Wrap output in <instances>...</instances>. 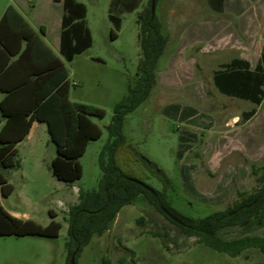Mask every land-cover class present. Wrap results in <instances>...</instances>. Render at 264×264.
<instances>
[{
  "label": "rangeland",
  "instance_id": "1",
  "mask_svg": "<svg viewBox=\"0 0 264 264\" xmlns=\"http://www.w3.org/2000/svg\"><path fill=\"white\" fill-rule=\"evenodd\" d=\"M80 1L87 8L93 41L67 65L72 73L70 100L105 112L101 120L90 118L102 135L88 144L79 159L82 176L71 185L58 181L50 171L56 152L46 126H34L31 136L16 147L19 168L0 167V174L14 188L7 198L0 190L1 206L11 216L43 227L52 220L61 224L57 238L0 236V264H66L68 208L78 202L79 190L98 188L99 155L109 139L113 108L135 78L140 60L139 10L120 15L118 36L111 40L112 24L106 18L109 0ZM146 4L147 0L141 1L140 9ZM241 7L244 16L235 18L216 13L209 0H157L155 14L168 43L149 97L122 122L126 143L170 184L134 157L130 168L136 178L165 191L184 217L203 218L231 208L240 194L254 191L264 173V101L257 106L227 97L213 83V73L222 63L242 56L253 67L264 46V0H242ZM243 20L246 24H241ZM251 109L256 114L244 122L242 113ZM243 234L264 237V226H239L218 236L227 240ZM76 264H264V254L251 248L232 258L198 244L140 196L118 212L106 232L92 238Z\"/></svg>",
  "mask_w": 264,
  "mask_h": 264
},
{
  "label": "trees",
  "instance_id": "2",
  "mask_svg": "<svg viewBox=\"0 0 264 264\" xmlns=\"http://www.w3.org/2000/svg\"><path fill=\"white\" fill-rule=\"evenodd\" d=\"M62 1L60 53L65 61L70 62L92 46V36L86 25V6L78 0ZM151 1L147 0L143 9H140V0L110 2L108 19L112 24L111 40L118 36L122 23L120 15L139 10L136 25L140 60L135 78L129 84L126 95L114 106L111 123L107 126L109 139L99 155L101 177L98 188L90 192L79 190L78 202L68 208L66 264H69L74 252L76 264L92 238L106 232L118 212L132 205L140 196L176 225L182 235L194 237L198 244L232 258L251 248L259 249L264 254V237L243 234L224 240L218 236L224 230L239 226L245 229L264 226V173L257 178L258 185L254 191L240 194V199L231 208L203 218H189L180 215L172 207L165 191H157L146 185L136 178V173L130 168L133 159L144 160L162 176L166 185L170 184L166 176L140 155L135 147L127 144L121 134L124 117L144 103L155 86L157 64L168 43V38L161 33L156 14L151 13ZM209 2L214 10L219 11L220 0ZM38 42V36L19 12L8 6L0 18V91L5 94L0 102V125L3 121L0 126V167H19L17 144L26 138L34 121L45 123L56 152L50 163V171L58 181L71 185L82 176L79 159L88 144L102 135L101 129L90 118L101 120L105 112L69 101L67 72L58 60L55 62L63 74L59 81L52 79L57 67H40L26 61L32 47ZM221 67L213 73L214 86L221 94L254 105L261 104L264 99V46L259 62L253 69L247 61L237 58ZM254 114L255 109L243 112L241 119L246 122ZM0 190L5 198L13 192V186L2 174ZM162 209L176 217L180 224L170 220ZM50 216L54 218L55 214L50 212ZM60 229L61 224L54 220L43 227L32 220L13 217L0 204L2 237L57 238ZM155 236L161 235L156 233Z\"/></svg>",
  "mask_w": 264,
  "mask_h": 264
},
{
  "label": "crops",
  "instance_id": "3",
  "mask_svg": "<svg viewBox=\"0 0 264 264\" xmlns=\"http://www.w3.org/2000/svg\"><path fill=\"white\" fill-rule=\"evenodd\" d=\"M78 1H80V0H78ZM141 1H143V0H140V3H141ZM220 1H221V4L219 6V11L215 10L216 13L229 14L235 18H240V17L244 16L243 15L244 12L242 11L243 9L241 7L242 0H220ZM110 2H111V0H109L107 5H106V18H107V20H109L108 15H109ZM81 3H83V2H81ZM8 6L14 7L19 12V14L28 23V25L32 28V30L34 31V33L38 36V38L40 40V42L34 44V46L32 47V50L29 53L26 61L33 63V64H36V65H39L40 67H47V66L57 67L55 72H54L55 75H53V78H52L55 81H59L63 75L61 68H59V66H57L58 63H56L55 60H58L60 63H62V65L66 69L67 80L69 83L68 99L70 102L75 103V102L70 100V84H71L70 76H72V73H70L67 65L71 64L76 56L73 58L72 61L67 62V61H65L64 57L60 53V32H61V22H62V16H63V1L62 0H59V1H56V0H0V18ZM212 10H214V9L212 8ZM86 18H87V8H86ZM85 20H86V25H87L90 33H91L87 19H85ZM243 21L244 22H241V24H243V23L246 24V21L245 20H243ZM106 29L110 30V27H107ZM91 36H92V33H91ZM48 37L50 38L49 42L46 41ZM262 48H261L259 56L256 60V63L254 64L253 67H252L251 63L249 62V60H247L245 57L240 56V57H235V58L247 61L250 65L251 69H253L256 66V64L259 62L261 52H262ZM84 52L82 54H84ZM82 54H80V55H82ZM80 55H77V56H80ZM235 58H232V59H235ZM13 59H16V57H14ZM91 60L97 62L100 59L99 58H92ZM229 62H227V63H229ZM227 63H222L220 66L227 64ZM4 96H5V94L0 91V102L2 101ZM230 98H233V97H230ZM263 101H264V99H263ZM262 102H261V104H262ZM260 105H257V106H260ZM255 114H256V111H255ZM2 123H3V121H2ZM2 123H1V125H2ZM34 126H46V128H47V125L45 123L34 121L31 125V129H30L28 135L26 136V138L24 140H26L27 138H29L31 136ZM23 141H21V142H23ZM21 142L18 143L17 146L19 144H21ZM18 152L19 151L17 149V154H18ZM19 167H20V162H19ZM19 167H17V168H19ZM13 190H14V188H13ZM0 204H1V202H0Z\"/></svg>",
  "mask_w": 264,
  "mask_h": 264
},
{
  "label": "water",
  "instance_id": "4",
  "mask_svg": "<svg viewBox=\"0 0 264 264\" xmlns=\"http://www.w3.org/2000/svg\"><path fill=\"white\" fill-rule=\"evenodd\" d=\"M151 13L152 15L155 13V0L151 1ZM139 185L143 186V188H145L146 190L152 192V190H150L148 187H146L144 184L138 182ZM162 212L170 219L172 220L174 223L180 224V221L174 217L172 214H170L168 211H166L165 209H162ZM75 255L76 252H74L70 258V262L69 264H75Z\"/></svg>",
  "mask_w": 264,
  "mask_h": 264
}]
</instances>
